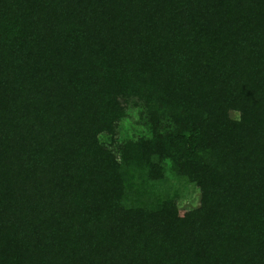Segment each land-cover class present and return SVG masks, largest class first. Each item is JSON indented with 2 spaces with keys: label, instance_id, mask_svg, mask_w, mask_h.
I'll list each match as a JSON object with an SVG mask.
<instances>
[{
  "label": "trees",
  "instance_id": "trees-1",
  "mask_svg": "<svg viewBox=\"0 0 264 264\" xmlns=\"http://www.w3.org/2000/svg\"><path fill=\"white\" fill-rule=\"evenodd\" d=\"M0 264H264V0H0Z\"/></svg>",
  "mask_w": 264,
  "mask_h": 264
},
{
  "label": "rangeland",
  "instance_id": "rangeland-1",
  "mask_svg": "<svg viewBox=\"0 0 264 264\" xmlns=\"http://www.w3.org/2000/svg\"><path fill=\"white\" fill-rule=\"evenodd\" d=\"M181 193L183 195L178 203L179 208L189 211L198 207L199 192L197 188L186 186L182 189Z\"/></svg>",
  "mask_w": 264,
  "mask_h": 264
}]
</instances>
